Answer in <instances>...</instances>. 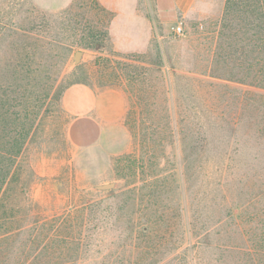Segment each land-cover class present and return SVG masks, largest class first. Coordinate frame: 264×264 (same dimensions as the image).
Masks as SVG:
<instances>
[{
    "label": "rangeland",
    "instance_id": "374dc122",
    "mask_svg": "<svg viewBox=\"0 0 264 264\" xmlns=\"http://www.w3.org/2000/svg\"><path fill=\"white\" fill-rule=\"evenodd\" d=\"M78 84L86 115L64 104ZM247 143V0H0V264H76L70 208L91 199L109 247L128 195L225 226L247 209Z\"/></svg>",
    "mask_w": 264,
    "mask_h": 264
},
{
    "label": "trees",
    "instance_id": "16d2710c",
    "mask_svg": "<svg viewBox=\"0 0 264 264\" xmlns=\"http://www.w3.org/2000/svg\"><path fill=\"white\" fill-rule=\"evenodd\" d=\"M197 136L196 148L206 152L208 145L219 144L218 138L233 135L222 131ZM247 141L251 144L247 143L251 157L244 172L247 209H225L229 224L199 225L194 223L202 218L198 215L187 225L183 211L151 209L150 195L139 199L140 204L128 195L118 208L123 220L114 227L116 236L109 247L102 235L113 213L91 199L70 208L73 245L79 255L76 264H140L137 254L142 255V264H264V0H247ZM229 150L230 142L224 145L226 156ZM0 151L4 158L6 151ZM5 168L0 162V191L9 183ZM83 258L87 263H82Z\"/></svg>",
    "mask_w": 264,
    "mask_h": 264
},
{
    "label": "crops",
    "instance_id": "0c3cea01",
    "mask_svg": "<svg viewBox=\"0 0 264 264\" xmlns=\"http://www.w3.org/2000/svg\"><path fill=\"white\" fill-rule=\"evenodd\" d=\"M66 110L73 115H86L97 107V93L87 85L71 86L64 95Z\"/></svg>",
    "mask_w": 264,
    "mask_h": 264
},
{
    "label": "water",
    "instance_id": "95a60500",
    "mask_svg": "<svg viewBox=\"0 0 264 264\" xmlns=\"http://www.w3.org/2000/svg\"><path fill=\"white\" fill-rule=\"evenodd\" d=\"M81 57H82V52H77L76 55H75V58H74V62L76 64H78L81 60ZM114 187V184L113 183H110V184H107V185H102V186H99L97 187L98 190H109V189H112Z\"/></svg>",
    "mask_w": 264,
    "mask_h": 264
},
{
    "label": "built area",
    "instance_id": "2783aa9c",
    "mask_svg": "<svg viewBox=\"0 0 264 264\" xmlns=\"http://www.w3.org/2000/svg\"><path fill=\"white\" fill-rule=\"evenodd\" d=\"M174 33L177 36H182L185 33L184 27L180 24L174 28Z\"/></svg>",
    "mask_w": 264,
    "mask_h": 264
}]
</instances>
